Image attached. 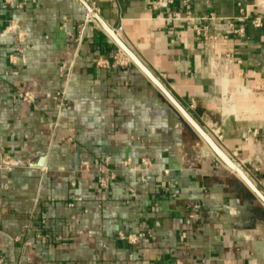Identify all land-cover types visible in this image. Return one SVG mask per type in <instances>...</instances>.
Instances as JSON below:
<instances>
[{
  "label": "crops",
  "instance_id": "0c3cea01",
  "mask_svg": "<svg viewBox=\"0 0 264 264\" xmlns=\"http://www.w3.org/2000/svg\"><path fill=\"white\" fill-rule=\"evenodd\" d=\"M14 1L0 0V264H264V201L109 33L216 124L264 196V0ZM203 25L225 37L209 47Z\"/></svg>",
  "mask_w": 264,
  "mask_h": 264
},
{
  "label": "water",
  "instance_id": "95a60500",
  "mask_svg": "<svg viewBox=\"0 0 264 264\" xmlns=\"http://www.w3.org/2000/svg\"><path fill=\"white\" fill-rule=\"evenodd\" d=\"M98 17V16H96ZM100 23L105 26L104 22L98 17ZM109 33L114 37L115 41L120 45V47L127 53V55L144 71L149 75V77L154 81V83L161 89V91L166 95V97L173 103V105L180 111L183 117L193 126V128L199 133V135L206 141V143L214 150L218 155L221 156L231 167H233L236 172L247 180L253 191L264 201V196L259 192V190L250 182V180L245 176V174L233 165V162L227 157L223 150L216 144V142L210 137V135L201 127V125L192 117V115L179 103L175 98L169 93V91L144 67V65L139 61L137 56L125 46V44L109 29Z\"/></svg>",
  "mask_w": 264,
  "mask_h": 264
},
{
  "label": "built area",
  "instance_id": "2783aa9c",
  "mask_svg": "<svg viewBox=\"0 0 264 264\" xmlns=\"http://www.w3.org/2000/svg\"><path fill=\"white\" fill-rule=\"evenodd\" d=\"M7 3L11 4V5H14L15 4V1L14 0H5ZM163 1V4L167 5V4H170L173 2V0H153V5L154 6H157L159 3H162ZM185 4H186V8L188 7V3L185 1ZM205 19L207 20H210V19H215L214 15H208V17H206ZM253 25L255 26H259L261 25V21L259 18H255L253 19L252 21ZM229 26L230 27H233V21L230 20L229 22ZM233 32L235 33H243L244 29L243 27H238V28H233L232 29ZM198 34L199 35H202L203 36V39L205 41V43H207V45L209 47H213L214 43L222 36L225 37V35H220L218 33H208V25H203L201 27H199V29L197 30ZM124 57V55L122 53H118L116 55V59H122ZM229 58V57H228ZM125 59V57H124ZM231 58H229V61H230ZM17 97L21 98L22 100L24 101H32L33 98H32V94L28 91H22V92H18L16 93ZM59 95V93H57V96ZM62 104V101L61 103ZM59 104V105H60ZM206 125H209L207 126L208 128V132L210 133V135L215 139V141L219 144V147L221 149L222 148V135L221 133L219 132V130L217 129V127L215 126L216 124L214 123H207ZM231 156H235L234 153H231ZM235 165L238 167V168H243L244 167V164L240 161V162H235ZM100 182L103 184V179H100ZM130 239L134 240L135 239V236L131 235L129 236ZM1 261V260H0Z\"/></svg>",
  "mask_w": 264,
  "mask_h": 264
},
{
  "label": "bare ground",
  "instance_id": "6f19581e",
  "mask_svg": "<svg viewBox=\"0 0 264 264\" xmlns=\"http://www.w3.org/2000/svg\"><path fill=\"white\" fill-rule=\"evenodd\" d=\"M234 165V164H233ZM235 166V165H234ZM236 167V166H235Z\"/></svg>",
  "mask_w": 264,
  "mask_h": 264
}]
</instances>
